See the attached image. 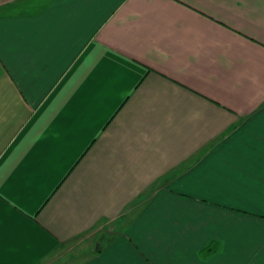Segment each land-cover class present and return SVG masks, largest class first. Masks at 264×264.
<instances>
[{"label":"crops","instance_id":"0c3cea01","mask_svg":"<svg viewBox=\"0 0 264 264\" xmlns=\"http://www.w3.org/2000/svg\"><path fill=\"white\" fill-rule=\"evenodd\" d=\"M0 264H264V0H0Z\"/></svg>","mask_w":264,"mask_h":264},{"label":"trees","instance_id":"16d2710c","mask_svg":"<svg viewBox=\"0 0 264 264\" xmlns=\"http://www.w3.org/2000/svg\"><path fill=\"white\" fill-rule=\"evenodd\" d=\"M215 251H216L215 246H210V247H208V248L206 249V251H205L204 254H205V256H208V255L213 254Z\"/></svg>","mask_w":264,"mask_h":264}]
</instances>
